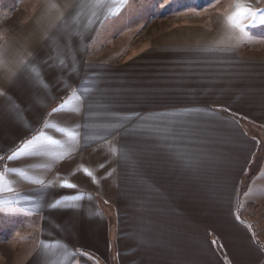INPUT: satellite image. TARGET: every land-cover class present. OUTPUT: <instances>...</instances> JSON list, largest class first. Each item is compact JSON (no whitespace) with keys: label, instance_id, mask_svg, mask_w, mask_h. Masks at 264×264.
I'll use <instances>...</instances> for the list:
<instances>
[{"label":"crops","instance_id":"1","mask_svg":"<svg viewBox=\"0 0 264 264\" xmlns=\"http://www.w3.org/2000/svg\"><path fill=\"white\" fill-rule=\"evenodd\" d=\"M222 1L121 53L132 0H40L0 44V264H264V0Z\"/></svg>","mask_w":264,"mask_h":264},{"label":"rangeland","instance_id":"2","mask_svg":"<svg viewBox=\"0 0 264 264\" xmlns=\"http://www.w3.org/2000/svg\"><path fill=\"white\" fill-rule=\"evenodd\" d=\"M216 0H132V7H129L128 16L126 21H132L136 19L135 24L129 26L120 27L121 31L118 35L112 38L111 43L108 45L116 51H120L119 48L127 47V43L130 45L141 43L142 41H152V38L159 33V31L166 30L172 24L182 23L184 18H192V22L197 20L200 15L206 17L211 11L206 10L198 12L201 8L214 5ZM222 5H231L234 0H223ZM40 0H0V44L4 42L7 37L11 36L14 32L19 30L23 24L27 22L33 11L36 10ZM195 16V17H194ZM167 19V20H163ZM139 21V22H138ZM261 23V20H257ZM256 21V22H257ZM256 23L257 25L249 26L248 33L251 36L264 35V23ZM139 25L141 27L139 28ZM138 26V31H133L132 37L126 38L129 34L126 33L129 29H135ZM248 25L233 26L237 34L238 31L244 29ZM239 29V30H238ZM121 35V36H120ZM128 52V50H123ZM264 151V145L262 146V152ZM260 155V153H259ZM258 155V156H259Z\"/></svg>","mask_w":264,"mask_h":264},{"label":"snow or ice","instance_id":"3","mask_svg":"<svg viewBox=\"0 0 264 264\" xmlns=\"http://www.w3.org/2000/svg\"><path fill=\"white\" fill-rule=\"evenodd\" d=\"M119 2H124V0H119ZM241 15H251L254 19L258 18L257 17V10H253V9H243L240 8L239 6L237 7L236 12L233 13L232 16L228 17L229 22L231 23L234 19H237L239 16ZM259 18H261V22L264 23V12H259ZM241 32H243V29H241ZM62 132V134H66L68 135L70 138L73 135L72 133H63L62 130H60ZM190 130L189 129H166L163 132H157L158 135H161V137L163 139H169V140H177L180 139L183 136H187L189 134ZM53 143H55V141H52ZM33 146V142L32 141H28L25 145L26 148H31ZM16 158V153H13V155L8 156L7 159L9 161L13 160ZM3 177L2 175H0V181H2ZM63 186H67V187H74L73 185H63Z\"/></svg>","mask_w":264,"mask_h":264},{"label":"trees","instance_id":"4","mask_svg":"<svg viewBox=\"0 0 264 264\" xmlns=\"http://www.w3.org/2000/svg\"><path fill=\"white\" fill-rule=\"evenodd\" d=\"M262 146H263V144L261 145V149L258 152V155H259V153H260V155L259 156L257 155L256 159L254 160L252 169L250 171V175L247 177L248 182L258 172V170L261 167V164L264 161V151L262 152Z\"/></svg>","mask_w":264,"mask_h":264}]
</instances>
